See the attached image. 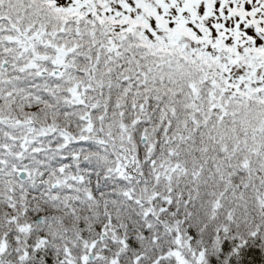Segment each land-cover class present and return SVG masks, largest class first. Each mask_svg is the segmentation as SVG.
I'll return each instance as SVG.
<instances>
[{"label": "snow or ice", "instance_id": "6c2138e0", "mask_svg": "<svg viewBox=\"0 0 264 264\" xmlns=\"http://www.w3.org/2000/svg\"><path fill=\"white\" fill-rule=\"evenodd\" d=\"M0 264H264V0H0Z\"/></svg>", "mask_w": 264, "mask_h": 264}]
</instances>
